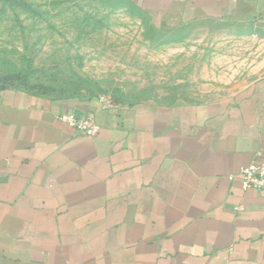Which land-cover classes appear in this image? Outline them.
Returning <instances> with one entry per match:
<instances>
[{
  "label": "crops",
  "instance_id": "1",
  "mask_svg": "<svg viewBox=\"0 0 264 264\" xmlns=\"http://www.w3.org/2000/svg\"><path fill=\"white\" fill-rule=\"evenodd\" d=\"M126 1L264 49V0ZM103 105L0 84V264H264V197L230 178L264 154V75L202 102ZM70 113H95L98 135Z\"/></svg>",
  "mask_w": 264,
  "mask_h": 264
},
{
  "label": "rangeland",
  "instance_id": "2",
  "mask_svg": "<svg viewBox=\"0 0 264 264\" xmlns=\"http://www.w3.org/2000/svg\"><path fill=\"white\" fill-rule=\"evenodd\" d=\"M244 33L214 21L160 28L126 0H0V80L118 107L202 102L264 75V49Z\"/></svg>",
  "mask_w": 264,
  "mask_h": 264
},
{
  "label": "built area",
  "instance_id": "3",
  "mask_svg": "<svg viewBox=\"0 0 264 264\" xmlns=\"http://www.w3.org/2000/svg\"><path fill=\"white\" fill-rule=\"evenodd\" d=\"M103 101L104 109L116 107L104 99ZM61 119L87 137H95L100 131L95 113L84 115L70 113L63 115ZM230 178H239L244 190H255L260 196L264 197V154L258 153L249 165L241 167L237 175H232Z\"/></svg>",
  "mask_w": 264,
  "mask_h": 264
},
{
  "label": "trees",
  "instance_id": "4",
  "mask_svg": "<svg viewBox=\"0 0 264 264\" xmlns=\"http://www.w3.org/2000/svg\"><path fill=\"white\" fill-rule=\"evenodd\" d=\"M0 84H5V82H2V81L0 80Z\"/></svg>",
  "mask_w": 264,
  "mask_h": 264
}]
</instances>
